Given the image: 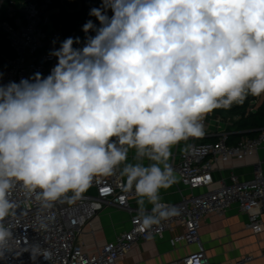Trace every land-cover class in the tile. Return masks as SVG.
<instances>
[{"label": "clouds", "instance_id": "1", "mask_svg": "<svg viewBox=\"0 0 264 264\" xmlns=\"http://www.w3.org/2000/svg\"><path fill=\"white\" fill-rule=\"evenodd\" d=\"M88 14L98 24L50 50L47 76L0 83V258L17 184L51 209L119 170L142 229L178 215L160 197L176 182L172 148L202 138L213 110L264 95V0H100Z\"/></svg>", "mask_w": 264, "mask_h": 264}, {"label": "built area", "instance_id": "2", "mask_svg": "<svg viewBox=\"0 0 264 264\" xmlns=\"http://www.w3.org/2000/svg\"><path fill=\"white\" fill-rule=\"evenodd\" d=\"M99 3L100 0H0V28L6 32L14 53L13 56H2L0 83L19 82L22 77L37 72L47 76L57 63L55 57L49 56L50 50L58 48L65 38L77 34L75 30L67 32L64 14L83 12L87 14L84 23L93 19L98 24L88 13ZM80 32L83 33L82 29ZM54 39L57 40L55 45L52 44ZM203 123H206V117ZM227 137L228 133L222 132L216 141L193 143L179 153L172 168L179 174L180 186L189 189L190 193L181 191V200L176 202L161 201L166 207H176L179 214L154 225L151 230L142 229L140 212L130 205L136 195L134 190L128 189L119 170L112 176L95 178L81 199L74 203L62 200L51 209L41 208L34 197L17 184L11 199L18 207L15 215L5 220L13 231L14 240L10 250L0 258V264H118L138 242L162 238L177 225L182 226L184 232L173 241L196 244L198 250L167 264H250L255 259L251 254L227 262L212 261L199 233L206 214L226 215L233 205L247 214V227L253 233L264 231V168L261 164L250 179L231 174L219 187L209 188L215 182L214 164L219 159L227 161L235 157L243 160L264 149V128L257 137H244L235 145L228 144ZM110 203L130 210V227L118 233L97 253L88 255L84 251L85 229ZM33 244L48 249L49 259L33 258L30 249ZM261 256L264 259V250Z\"/></svg>", "mask_w": 264, "mask_h": 264}, {"label": "crops", "instance_id": "3", "mask_svg": "<svg viewBox=\"0 0 264 264\" xmlns=\"http://www.w3.org/2000/svg\"><path fill=\"white\" fill-rule=\"evenodd\" d=\"M264 99L261 95L260 101ZM213 113V111H212ZM233 117H228L231 121ZM224 121L221 116L206 115L204 124L205 135L199 139H189L181 142L172 148V155L169 163L176 162L179 153L187 149L193 143L212 141L219 134L224 132ZM176 153L175 158L173 155ZM134 150L129 151V162L133 161ZM145 164L148 161L144 162ZM264 168V149L247 156L245 159L231 158L227 161L219 159L214 164L215 182L209 188L215 189L228 180L231 174L238 175L241 179H250L258 165ZM174 170V169H173ZM176 182L166 190H161V201L176 202L181 200V191L189 194V189L180 186L179 174L174 170ZM132 208L139 210L138 198L131 199ZM151 205H146L150 208ZM132 213L128 209H122L114 204H108L89 224L83 235L85 243L84 251L88 255L97 253L98 249L110 240H113L118 233L124 232L130 227ZM264 223V214L262 216ZM247 214L242 212L237 205H233L226 215L208 213L201 221L199 233L202 242L207 250L209 258L214 262H227L238 259L244 255H254L255 259L250 264H264L261 256L264 250V231L253 233L247 227ZM184 228L177 225L172 232L164 233L162 238L154 237L146 242H138L132 250L118 261V264H167L180 260L184 256L198 250V245L185 242L175 243L173 239L181 235Z\"/></svg>", "mask_w": 264, "mask_h": 264}, {"label": "trees", "instance_id": "4", "mask_svg": "<svg viewBox=\"0 0 264 264\" xmlns=\"http://www.w3.org/2000/svg\"><path fill=\"white\" fill-rule=\"evenodd\" d=\"M87 14L66 13L64 19L67 23V32L77 31L73 37L79 36L84 39V34L80 32ZM3 55L13 56V49L7 39L4 29L0 28V64L3 61ZM261 96L248 95L242 104H234L229 109L219 108L213 110V116H221L224 121V132L228 133L227 143L237 144L244 137H257L264 128V99L260 101ZM228 117H233L231 121ZM249 134V135H247ZM218 137L212 138L216 141Z\"/></svg>", "mask_w": 264, "mask_h": 264}, {"label": "water", "instance_id": "5", "mask_svg": "<svg viewBox=\"0 0 264 264\" xmlns=\"http://www.w3.org/2000/svg\"><path fill=\"white\" fill-rule=\"evenodd\" d=\"M247 135H249V134H247Z\"/></svg>", "mask_w": 264, "mask_h": 264}]
</instances>
